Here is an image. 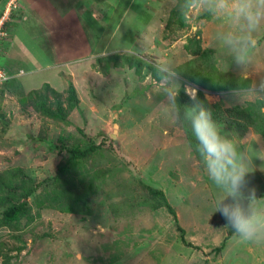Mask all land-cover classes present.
Segmentation results:
<instances>
[{
    "label": "rangeland",
    "instance_id": "1",
    "mask_svg": "<svg viewBox=\"0 0 264 264\" xmlns=\"http://www.w3.org/2000/svg\"><path fill=\"white\" fill-rule=\"evenodd\" d=\"M178 4L0 0V17L9 11L0 70L10 76L0 79V174L14 175L15 186L0 190V219L5 207L28 197L19 221L0 224V264H264V243L240 242L216 212L219 190L187 138L190 126L165 110L159 80L146 66L137 72L111 64L104 73L105 61H98L119 53L151 65L170 61L179 71L211 51L220 71L259 84L264 28L256 63L244 71L216 40L223 23L194 12L180 25L172 13ZM45 83L63 99L75 86L79 102L67 121L33 109L29 92ZM179 83L199 89L181 74ZM203 91L223 107L264 102L256 94L238 102L229 91ZM176 103L183 113L186 105ZM218 124L252 149L246 179L264 198V136L250 125ZM92 142L102 144L72 175L58 178L69 147ZM144 182L165 192L176 217Z\"/></svg>",
    "mask_w": 264,
    "mask_h": 264
},
{
    "label": "clouds",
    "instance_id": "2",
    "mask_svg": "<svg viewBox=\"0 0 264 264\" xmlns=\"http://www.w3.org/2000/svg\"><path fill=\"white\" fill-rule=\"evenodd\" d=\"M178 10L185 18L203 12L221 21L225 30L216 34L217 42L227 49L238 68L246 71L254 66L260 47L257 35L264 28V0H179ZM153 67L160 92L166 97L162 102L165 110L176 122L190 126L204 170L219 190L216 212L240 242L264 243V198H257L255 187H250L246 179L251 172L252 149L222 134L212 112L199 100L197 87L184 86L192 105L185 106L181 113L176 103L181 89L178 66L157 60ZM254 94L264 96V78L259 84L226 93L238 102Z\"/></svg>",
    "mask_w": 264,
    "mask_h": 264
},
{
    "label": "trees",
    "instance_id": "3",
    "mask_svg": "<svg viewBox=\"0 0 264 264\" xmlns=\"http://www.w3.org/2000/svg\"><path fill=\"white\" fill-rule=\"evenodd\" d=\"M172 13L173 15H176L178 17L179 24L184 25V17L180 14V12L178 10H173ZM210 52L211 51H209V53L206 51H202L199 56L191 59L189 63L193 64L192 66H190L189 68L179 69L181 76L184 77L187 81L195 83L199 86L198 98L203 102L204 106L212 112L213 119L216 122L226 123L229 126L240 125L246 127L247 125H250L257 129V131L264 136V102L262 99H258L253 102L250 101L243 105H235L232 107H223L220 104L212 105L206 99L203 91L204 89L212 92H223L229 91L231 89H236L241 86L251 85V79L249 77L236 76L228 72L220 71L217 68ZM101 60L105 61L104 68L102 69L104 73H108L111 64H113L114 66L128 65L131 68H135L137 72H141L146 66L149 68V71L151 72L153 77L159 80L153 65L142 61V59L140 58L113 53L99 58L98 61ZM184 86L185 85H181L180 93L176 101L180 102V104L183 103L186 106L190 107L192 105V101L185 93ZM62 96L63 95L61 92L56 90L49 83H45L42 87L30 91L28 98L30 99L33 109L36 112L55 120L67 121L69 114L72 112V110H74V108L78 106L79 102L75 86L70 83L67 89V96L65 97V99H63ZM186 130L189 142L192 146H194V148H196L197 141L195 140L191 129L186 127ZM101 144L102 142H92L86 147L82 148L77 145L69 147V156L59 167L58 178L65 175H72V173L79 166L81 167L82 161L87 159L94 151L98 150ZM11 176L0 174V190L4 189L5 187H9V189L15 187L12 183L13 179H10ZM144 183L146 188L152 193V195L161 198L162 202L167 206L168 210L176 217V213L169 203L165 192L162 189L156 188L146 182ZM27 198L18 203H13L5 207L2 211L0 224L4 223V225L10 226L13 223L19 221V219L28 212ZM79 200H81V198ZM68 208H70L69 210L71 211L73 207L69 205ZM179 228L182 232L184 231L183 228ZM230 234L232 233L229 232L226 239L230 237ZM223 246L224 242L221 247L218 248L222 249Z\"/></svg>",
    "mask_w": 264,
    "mask_h": 264
},
{
    "label": "built area",
    "instance_id": "4",
    "mask_svg": "<svg viewBox=\"0 0 264 264\" xmlns=\"http://www.w3.org/2000/svg\"><path fill=\"white\" fill-rule=\"evenodd\" d=\"M10 10V9H9ZM8 9L6 12H4V14L0 17V40H4L7 38L8 36V30H7V22H8ZM10 78V76L8 75V73H4L2 70H0V79L4 80L6 79V81Z\"/></svg>",
    "mask_w": 264,
    "mask_h": 264
},
{
    "label": "crops",
    "instance_id": "5",
    "mask_svg": "<svg viewBox=\"0 0 264 264\" xmlns=\"http://www.w3.org/2000/svg\"><path fill=\"white\" fill-rule=\"evenodd\" d=\"M209 91V90H208Z\"/></svg>",
    "mask_w": 264,
    "mask_h": 264
}]
</instances>
